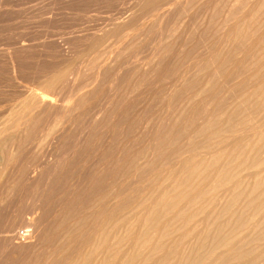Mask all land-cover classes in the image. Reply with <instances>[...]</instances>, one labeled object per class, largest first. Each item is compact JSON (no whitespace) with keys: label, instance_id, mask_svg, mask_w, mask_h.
Instances as JSON below:
<instances>
[{"label":"bare ground","instance_id":"bare-ground-1","mask_svg":"<svg viewBox=\"0 0 264 264\" xmlns=\"http://www.w3.org/2000/svg\"><path fill=\"white\" fill-rule=\"evenodd\" d=\"M192 1H194V0H141V2L138 3L137 8H135L136 9L135 12H132V15L128 16V18H129V20H131V19H133L134 16L137 17L136 15H140V16L146 15L147 16V14H151V16H152L153 13L157 15L159 10L165 11V9L172 12V9L181 8V7L184 8V6L186 7ZM207 1L208 0H206V2ZM242 1L245 2L246 0H242ZM210 2H211V4H214L215 2H217V0H211L208 3H210ZM221 2H223V1H221ZM5 3L9 4V6L11 5L13 7L18 3V0H6ZM246 4H247L246 9L243 8L244 9L243 10L241 8L244 11L243 12L241 10L243 12L241 14V17L240 18L237 17L238 20H236L232 24L228 25L227 27L223 28V30L220 31V34L218 32L219 37H217L216 39H214L215 38L214 37L213 38L214 41L212 39V41H213L212 44H211L212 41L209 42L211 46L208 45L209 44L208 41H207V44L205 42V44L208 45V47H209L208 50L209 49L210 50L209 51L207 50L206 54H203V55L201 54L203 57L199 56L202 58L198 57V61H199V59H201V60L203 59V60L200 61L199 63H197L196 66H194L195 64L190 66V67H193L192 71H190L192 68L186 67L187 70L185 69V72L177 73L178 75L180 74V76L173 74L177 79L175 78L176 80H175V82L173 81L174 83H172L171 86L167 85L168 90H169V92H168L169 94L166 92L167 93V96H166L164 94V91H163V94L166 96L165 98H163V99H165L164 100L165 102L163 101V103L166 104V101L168 100L167 104L165 105V106L168 105L167 111L169 113L173 109V111L171 113H174L175 107L172 108L173 107L172 105H175L176 104L175 102H177L179 100H177V101L173 100L172 97H175L176 94L174 93L175 96H173L174 94H172V93L175 92V90H179L177 88L180 87V85L183 86L184 84L189 83V82H187V79L190 78V76H191V75L188 76V74L190 72H193L196 69L207 70L206 75L204 74L205 77L203 78L202 75H201L202 77H200V79H202V78L204 79L203 83H201V86L196 85V86H200V87L195 86L194 87L195 92L193 91V93H192V91H191V93H190V95L192 94L191 96H193V97L195 96L194 93H196L197 96H195L196 98L194 97V100L197 99V97H198L199 101L197 100L198 102L195 103L192 107L188 106V108L190 107L189 109L186 107V104H185L184 108L185 107L187 108V109L185 108L186 114L182 113L184 116L182 118H179L180 122H172V119H171L170 122L168 121L169 123H166L167 125L163 126V124H162V122L164 121V119H163L161 122L158 120L159 124L157 125V127H152V128H155V134L153 135L154 137L151 135L152 136L151 140L147 139L149 141V142H147L149 151L147 152V155L146 156L144 155V158H142V159L144 160L143 163H145L146 166H149L151 170L153 167H159L158 165H162L163 167L162 166H160V167H162L163 169L157 168V170L155 171L156 168L155 169L153 168L155 173L159 170V175H155V174H153L155 176L151 175L154 172L152 170V173H151L150 172L151 170H150L149 172H150V175L152 177L147 176V174H146V176L137 174L139 177H142V180H140L139 178H136V176L132 175L133 172L131 170H130V172H128L129 168L135 164L134 162L137 160L138 156L141 155V152L143 151L142 149L145 147L144 146L142 149H141V147H140V149L137 147V146H139L138 144H140L139 143L140 142L139 139L141 140V138H139L140 135L136 136V138L133 139V142H132V143H135V146L140 151L136 150L135 149L136 147L134 146L135 147L134 149L137 152H135V150L131 149V150H133V151L130 150L131 152H129V153L133 152V155L131 156L130 154H128V152L123 153L124 149L126 147L124 149L122 148L123 151L120 150L115 154L116 155V157L114 158L115 163L113 161L114 164L118 165V167L116 168V171H112L113 173L116 172L115 175L118 174V177L119 176L122 177L124 175V176H126V178L129 177V179H131L130 176H132V178L134 179V182L132 181L133 179L131 180L132 181L131 183H133L132 184L133 187L131 189L125 190L128 187V185L126 188L124 187L125 189L123 188V190H117V189L114 190V189H111L109 187V183L111 185L112 180L108 181L107 177L111 176V179H112L113 173L111 175H109L107 171L109 170V168H112V166H110V164H108V163L105 164L106 162H105L104 158L101 157L104 160V164L109 166L108 170L103 168L104 164L102 162H99V163H102V165L101 164H99V165H100V167L103 166L102 167L103 170L100 168L101 171L97 172V174L94 178H92V179L90 178L92 180V181L90 180L91 182L89 180L86 181L89 184L88 185L87 183H85L86 186L88 185L87 190L85 192H82V194L80 196L78 195L77 199L75 197L71 202L69 201V203L67 205H65L61 209V211L59 212V214H61L59 216L61 218V220L64 217L66 220L67 218L71 217L70 215H72L71 218H75L74 216L78 215L76 213H78L79 211L78 212L76 211V213H75V209L78 210V208H79V209H81V211H82V209H86V210L88 209L87 211L89 213L92 211L91 212V220L88 222L87 225H84L85 230L81 233V235L79 233L80 237L77 238L79 240H76L73 238L74 241L75 240L78 241L77 243H75L76 241L75 242L73 241L74 242L73 243L72 242L73 239H71V241H70V239L67 236L62 237L63 233L61 235H59L58 236L59 239L57 241L59 243V245L57 247L53 248V250L57 249V251L55 250L56 251L55 253L53 251H51L54 253V254L51 253V255L49 253V255H50V256L48 255L49 258L47 259V261L45 260V262H47L46 264H264V246L262 245V244H264V0H249V2ZM241 5H245V4L242 3ZM19 7H20V5H19ZM230 7H232V6H230ZM162 11H161V14H162ZM135 13H137V14H135ZM173 13L170 14V17H171V15H173ZM200 13H202V12H200ZM229 13L230 12L228 11V14ZM232 13L233 12H231V15H232ZM177 14H178V12H177ZM179 14L181 15L182 13H179ZM205 15H208V14L205 13ZM205 15H203V16H205ZM223 15H224V13H223ZM236 15H237V13H236ZM162 16H161V18H162ZM214 16L217 17V15H214ZM227 16H229V15H227ZM163 18H165V19L169 18V14L165 12ZM207 18H208V16H207ZM207 18L205 17L204 20ZM134 19H136V18H134ZM232 19H234V18L232 17ZM129 20L126 22V19H125L124 20L125 23L124 22L123 23L121 22L119 24L114 23L113 28L108 29V30L106 29L107 31L105 30V32L103 31L104 32L103 35L100 33L101 36L99 34L100 37L94 40V42L92 43V45L90 47L89 52L91 54L97 52V50L99 48H101L106 41H108L110 39L113 40V38L115 39V41H117V44L114 42L115 45L122 44L121 47H118L119 49H121V52L124 50L125 51L134 50L135 48L139 47V45L135 44L138 40V36L136 35L137 38L134 39L135 34L134 35L131 34L135 30V28L137 27L135 25V23L136 22L138 23L139 20L136 19L135 23H128ZM199 20H200V18H199ZM214 20H216V19H214ZM224 21H225V19H224ZM164 22H166V21H164ZM170 22L166 23L167 25H166L165 30H163V28L161 29V30H163L161 32L162 33L164 32L163 34L160 33V35L158 34L155 38H153L151 40L149 39L151 42V45H153L150 48H153V47L156 48L157 47L156 48L157 50L156 49H153V50H155V52H157V56L159 54L158 57L161 56V58H162V59L160 58L161 61L163 60L164 56H168L165 58V60H166V59L170 58L169 55H171V53L169 51L171 49H168V51H169L168 53H170V54L165 55L164 53H166V52H163V57H162V55H160V54H162L161 52L164 49V48L162 49V46L167 44V42L169 41L168 39L170 37H172L171 40L173 39V36L168 35V34H170V33L172 34L171 27L173 25V28H174L175 23L172 21V23L169 24ZM226 22H228V21H226ZM186 23H187V21H186ZM138 24H137L138 27L140 25H141V27L145 26V23L139 22ZM211 26H212V24H211ZM136 29H138V28H136ZM138 30H140V33L142 35H144L145 29L144 30L138 29ZM183 30H185V29H183ZM101 32H102V30H101ZM197 33H195V34H197ZM204 33L203 32L201 33L202 38H203ZM150 34L152 35V33H150ZM209 34H210V32H209ZM165 35L166 36L168 35V36L166 37ZM191 36H193V35H191ZM201 36L199 35L198 37H201ZM147 38H149V37L147 36ZM206 38H208V37H206ZM180 40L184 41L183 38L182 39L180 38L179 42H180ZM144 41L145 40H143V42ZM146 41H147V39H146ZM183 41L181 44H185V42H183ZM202 43L204 45L203 40H202ZM171 44H170V42L168 43V45H170V46H171ZM168 45L167 46L165 45V46L167 48H170V47H168ZM203 45H201V46H203ZM206 45H204L205 46L204 48H206ZM165 46H163V47H165ZM175 46H176V44L174 46L172 44V47H171L172 50H174L173 48ZM182 46H185V45H182ZM182 46H180L178 49L180 50V48H183ZM158 48H160V49H158ZM167 48H166V50H167ZM184 48H186V47H184ZM184 48H183V50H184ZM225 48L228 49V52L224 51ZM158 50H160V53H158ZM163 51H165V50H163ZM204 51H206V50H203L202 52H204ZM136 52H137V49H136ZM176 52H177V50H176ZM111 53L112 52L110 51V54ZM123 53L124 52H122V54ZM151 53L153 54V52H151ZM173 53H174V51L172 52V56H173ZM116 54H118V53H116ZM130 54H132L131 51H130ZM124 55H126V54H123L121 56L124 57ZM154 55L155 54H153V56ZM115 57H117V56H115ZM173 57H175V56H173ZM176 57L178 58V56H176ZM108 58H110V57H108ZM102 59H103V56H102ZM111 59H112L111 61H113V58H111ZM154 59H153V61H155ZM157 59H159V58H157ZM190 59H192V58H190ZM133 60H134V58H133ZM107 61L108 60H106L104 63L105 67H106ZM116 61H117V58H116ZM157 61H155V62H157ZM194 61H195V59H194ZM108 62L110 63V60ZM155 62H153V63H155ZM68 63L71 64L70 62H68ZM160 63H162V62H160ZM154 65H156V63ZM124 66H126V65L124 64ZM169 66H171V65H169ZM101 67H102V65H101ZM101 67L98 68L99 69V72L97 71L98 74H100V72L103 73V71H104V70L103 71L101 70ZM162 67H166V66L162 65ZM162 67H159L162 69L161 70L162 73L160 74V76H158V73H157L158 71L156 72V74L158 77H161L164 79V77L166 76V74L169 70L166 68L168 70V71H166V69L162 68ZM60 68H62V67H60ZM121 68H122V66H121ZM105 69H107V68H105ZM145 70H146V68H145ZM153 70H152V72H153ZM157 70H160V69H157ZM16 71H15V69H13V73H16ZM128 71H126V72H128ZM69 72L70 71L68 70V66L66 68V65H65V67H63V69L56 70L55 72H52V74H50V75L48 74V76L43 77V75H42L41 78L38 79V81H35V82H37L36 83V85H37L36 90L32 91L31 89L29 90V88L27 89V91H26L27 98L25 99L26 106L24 104L25 109L22 111L20 116L17 115V117L19 116L20 118H18L17 121H15L13 123H10L11 121L7 120L2 125V128H0V146L5 144L4 137H5V135L11 133L10 129H12V128H14L15 130L16 129H18V130L22 129L24 132V135H22V136L26 135L25 137H27L29 139L30 138H36L41 132H43V130L45 129L47 124H50L51 122L59 121V119H64L65 116L66 117L68 116V115H66L67 111L65 110L66 104L64 106H61L62 104L61 105L58 104L56 99H57V97H58L57 95L59 93L57 95H56V93H57L58 89L60 87H63V86L66 88L68 87L69 89L71 88L74 90L73 86L68 85L69 81L72 80V78L70 80H67V75L69 74ZM120 72L118 73V75L116 73L117 76L114 74V76H116V78H117L114 85H116L117 88L119 87V86H117L118 84H122V86H123L122 82H125V80H127V79H125L126 78L125 76H127V78H129L128 81L130 79H133L132 80L133 84H132V82H130L132 85H135L136 83H138V81L142 77V76H140V77L138 76V73H141L138 71H130L128 74H126L124 72L126 74V75L124 74V77L122 74H120ZM151 74H152V76L155 75L154 72ZM193 74H194V72H193ZM139 75H141V74H139ZM100 76H102V75H99V77ZM144 76H146V75H144ZM168 76H169V74H168ZM171 78H172V76H171ZM171 78H170V80L173 79V78L172 79ZM95 79H98V78H95ZM99 79H98V82H99ZM20 80H21V78H20ZM134 80L136 81L135 83H134ZM168 80H166V82ZM75 81H77V80H75ZM103 82H104V79H103V81H101V83H103ZM199 82H200V80H199ZM85 83L81 84V86L79 87L80 90L84 91V90H87L89 88H90L89 90H91L92 88L89 86V84H91V82L86 83V84ZM110 83L112 84L111 81H110ZM130 83H127V85ZM154 83H156V82H154ZM96 84L94 86V84L92 83V85H93L92 87L96 88ZM124 84L126 85V83H124ZM158 84H159V82H158ZM178 84H180V85H178ZM187 84H186V86H187ZM197 84H200V83H197ZM230 84H235L236 88H234ZM125 85H124V87H122L124 91L129 90V88L131 89L130 86H132V85H129L128 89H126L128 86L126 87ZM191 85H189L190 88H187V89H192V87L194 86L193 82ZM229 85H230V87H229ZM134 87H133V89H134ZM149 87H151V86H149ZM76 89L77 88H75V90ZM111 89H112V87H111ZM114 89H116V88H113V90ZM136 89H134V91ZM187 89H186V91H187ZM89 90H87V92H89L88 96L86 94L87 97H89L92 94V91L90 92ZM118 90H119V91H117L118 93L121 92L120 87L118 88ZM149 90L151 91V89H149ZM180 90H181V88H180ZM60 91H62V90H60ZM76 91H77V93L79 92L78 89ZM144 91H146V89ZM150 91H147V92H150ZM152 91L150 93L154 97L155 96L154 94L157 92H155V93L153 92L154 93L153 94ZM87 92H84V94ZM95 92H96V90H95ZM115 92H116V90H115ZM98 93H96V95ZM176 93H179V91H177ZM183 93H184V91H183ZM72 94H73L72 96H74V92ZM80 94H82V93L80 92ZM99 94H101V93H99ZM161 94H159V95H161ZM55 95L57 97H55ZM94 95H93V97H95ZM107 95H109V94H107ZM111 95H112V93H111ZM111 95H109V97ZM113 95H115V94H113ZM117 95H115V96L117 97ZM122 95L125 96L126 94H124V92H123ZM127 95H129V94H127ZM164 95H163V97H164ZM190 95H189V97H190ZM60 96H61V92H60ZM80 96L83 97L84 95L83 96L80 95ZM86 96H85V98L83 97L84 99H82L81 97H78V96H77V98H79V100L82 99V103H86L88 101V98ZM102 96H104V95H102ZM186 96H188V94ZM186 96H185V98H186ZM69 97H70V95H69ZM109 97H107V98H109ZM113 97H111L110 99H113ZM153 97L151 96V98H153ZM90 98H91V96H90ZM176 98H177V96H176ZM178 98H180V97H178ZM102 99H103V97H102ZM187 99H188V97H187ZM190 99H192V98L190 97L189 100H187V101H189L188 103L195 102L193 99L192 100H190ZM91 100H90V103H91ZM180 100H181V98H180ZM97 101L98 100H96V102ZM110 101L113 102L112 100H108L105 104H107L108 102L110 104L111 103ZM147 101L148 100H146V102ZM172 101H174L175 104L171 105V103H173ZM59 102H61V101H59ZM74 102H76V101H74ZM77 102H79L78 99H77ZM77 102H76V104H77ZM88 102H87V104H88ZM129 102H128V104H129ZM70 103H67V104L69 105ZM118 103L121 105V102H118ZM124 103H126V102H124ZM124 103L122 104L123 106L125 105ZM180 103L181 104L178 103V105H182L183 102L181 101ZM71 104H73V102ZM119 104H117V106ZM74 105H75V103H74ZM77 105H79V103ZM77 105H75V106H77ZM190 105H192V104L190 103ZM71 106L73 107V105H71ZM88 106H89V104H88ZM92 106H94V105L92 104ZM112 106L114 107V105H112ZM69 107H67V108L69 109ZM113 107L110 108V106H108L107 108L108 109L110 108V110H113L114 109ZM130 107L124 106L123 109L120 107L121 109L118 110L120 114L119 115L117 114V116H116V112H114L115 117H113L111 123L108 121L110 123V124H108L109 125L108 128L106 126H102V127H106L107 131L109 130L108 133H111L112 129H113L112 132H114V130L116 128H118V126H120L119 125L120 123L124 124L122 122V118L128 115ZM79 108H82V107H79ZM178 108H181V107H178ZM76 109H78V108H76ZM82 109H84V108H82ZM185 109H183V110H185ZM72 110H73V108H72ZM74 110H75V108H74ZM106 110H105V113L107 114L108 112H106ZM131 110H133V109H131ZM180 110L182 112V109H180ZM107 111H109V110H107ZM115 111H117V110H115ZM138 111H139V109H138ZM141 111H143V110H141ZM179 111H178V113H179ZM18 112H20V111H18ZM76 112H77V110H76ZM87 112H89V111H87ZM164 112H165V110H164ZM69 113H71V111ZM72 113H73V111H72ZM147 113H148V111H147ZM176 113L172 114V116L173 115L175 116L178 114V113L177 114ZM15 114L16 113H14V115ZM100 114H104V113H100ZM112 114H110V115H112ZM182 114H179L180 117ZM98 115H99V113H98ZM97 116L95 114V117L92 118V116H91V118L95 119ZM104 117H105V115L102 118H104ZM128 117L126 119H128ZM162 117H161V119H162ZM167 117H170V116H167ZM99 118H100V116H99ZM108 118H112V117H110L108 115ZM145 118H147V117H145ZM172 118H174V117H172ZM101 120L103 121V119H101ZM129 120H132V119L130 118ZM129 120H127V121H129ZM176 120H178V119H176ZM127 121L125 120L124 122L126 123ZM134 121L135 120L133 119L132 124H135ZM143 121L144 120L139 121L140 126L143 124ZM94 122L92 120V123H94ZM104 122H105V120H104ZM130 122H129V124H130ZM92 123H90L91 127L89 125L86 126V127H90V130H85L86 128L85 129L83 128L85 130V132H87V134H91V133L93 134L92 131H93V128H95V127H93L94 125ZM98 123H99V121L95 125L97 126ZM100 124H101V122H100ZM124 125H123V127H124ZM98 127L100 128V125ZM99 128L96 127L94 130H96V129L98 130ZM106 128L103 130H106ZM128 128H131V127H128ZM169 128H170V130H169ZM14 129H13V131H14ZM137 129H139V128H137ZM18 130H16V131H18ZM99 130H101V128ZM130 130H132V129H130ZM161 130H163V132ZM88 131H90L91 133L90 132L88 133ZM151 131L149 132L150 134H151ZM159 131L162 133L158 134ZM85 132L82 131V133H81L82 137L80 134L79 138L81 137L83 139L84 136L87 135V134L85 135ZM115 132H114V135L116 134ZM153 132H154V130L152 131V134H153ZM94 133H95V131H94ZM104 133H106V131H104ZM100 134H101V132H100ZM100 134H99V136H100ZM102 134H103V132H102ZM136 134L137 133L135 132V135ZM138 134H139V131H138ZM107 135L109 136V134H107ZM112 135L113 134H111V136ZM89 136H91V135H89ZM96 136H98V135H96ZM96 136L94 138H96ZM108 136H107V138L110 139L109 138L110 136L109 137ZM11 137H10V139H12ZM5 139H7V138L5 137ZM84 139H86V138H84ZM90 139L92 140V138H90ZM104 139L105 138L102 135V139H101L102 141H100V140L99 141L103 142L106 140V139L105 140ZM7 140H9V139H7ZM143 140H144V144H145L146 139H143ZM80 141H79V144H82ZM108 141H110V140H107V143H106V141H105V143L103 142V144H108ZM112 141H114V136H113ZM115 141H116V139H115ZM82 142H84V141H82ZM118 143H119V145H121L120 142H118ZM86 144L87 143L84 142V146H86ZM91 144H94V143L92 142ZM96 144H97V139H96L95 145ZM110 144H111V141H110ZM75 145L77 147L78 146L81 147V145H77V144H75ZM98 145H97V147H98ZM100 145L103 146L102 144H100ZM100 145H99V147H100ZM123 146H124V144H123ZM77 147L75 149H77ZM94 147H93V149L91 148L92 151L95 150ZM106 147H107V150H108V148H110V146L108 147V145L103 147V148H106ZM88 148H89V146H88ZM132 148H133V146H132ZM148 148L146 150H148ZM78 150L79 149H77V151ZM89 150H90V148H89ZM96 150H97V148H96ZM126 150H127V148L125 149V152H126ZM99 151H100V153L104 152V151L101 152V150H99ZM114 151H115V149H114ZM75 152H76V150H75ZM82 152H84V151H82ZM93 153H94V151H93ZM95 153H94V155H95ZM98 153H97V155H98ZM109 153H111V152H109ZM89 154H90V151H89ZM107 154L108 153L106 152L105 155H107ZM143 154H146V153H143ZM101 158L98 159V161L99 160L101 161ZM96 159H95V161H96ZM112 159H110V161ZM65 161L66 160H64V162ZM58 162H60V161H58ZM76 163H77V161H76ZM109 163L112 164V162H109ZM63 165L65 166V164H63ZM98 168H99V166H98ZM160 169H162V170L160 171ZM94 170H96V169H94ZM156 174H158V173H156ZM89 175H90V177L92 176L91 174H89ZM148 175H149V173H148ZM85 176H86V174H85ZM115 177H117V176H115ZM144 177L145 178L149 177V178L143 180ZM83 178L81 180H82L83 185L85 186V184H84L85 181L83 182ZM36 181H37V179H36ZM37 183L39 184L40 182H37ZM82 183H80V185H79L80 187H78V186L77 187L81 188L83 186ZM123 184H125V183H123ZM123 184H122V186H123ZM77 185H78V183H77ZM113 185L115 186L116 183ZM65 186H66V184H65ZM86 186H85V188H86ZM120 186H121V184H120ZM82 188H84V187H82ZM40 189H42V188H40ZM75 189H76V187H75ZM80 192H81V190H80ZM67 193H65V194H67ZM70 194H73V193H70ZM84 199L85 200L87 199V200L85 202H83ZM62 201H64V200H62ZM83 212H85V211H83ZM36 213H37V211L35 212V215H36ZM55 213H56V211H55ZM39 215L42 219L39 222L42 223L45 220L43 216L46 217L47 213H46V215H43V213L39 214ZM84 215H85V213H84ZM30 216L33 217L32 214H30ZM50 216H52V214ZM37 217L38 218H36V217L35 218L40 220L38 215H37ZM55 217H56V215H55ZM82 217H81V219H83ZM47 220H45V221H47ZM68 221H70V219ZM36 222L34 219L25 220L23 218V216L20 218L17 217V219H15L14 221L8 222V224L6 225L7 228H6V232H5V233H7V240H8V243H7L8 246L7 247L12 248V250H14V249L19 250L21 248L20 251L22 249H25V250L27 249L28 252L29 251L31 252L32 250H30V249L33 246L31 244L32 241L30 239L29 234H25V232L24 233H19V232H20V229H23L24 227L30 228V226H34V228H36L35 227ZM48 222H51V221L48 220ZM62 222H64V220ZM42 224H47V223L43 222ZM61 224L62 223H60V229L58 231H56L57 233L61 232V230L64 226L63 225L64 223L62 225ZM49 225H51V224H49ZM77 227H80V226H77ZM37 228H38V226H37ZM45 228L46 227H44V230H45ZM47 228H49V227H47ZM72 228H73V226H72ZM55 229H56V227H55ZM40 230L42 231L43 229H40ZM49 230H50V228H49ZM46 236H48V235L46 234ZM51 236H52V234H51ZM48 239H49V237H48ZM29 240H30V242H29ZM41 240L45 241V238H43ZM49 241H51V239ZM47 253H48V251H47ZM68 254H70V255H68ZM29 255H31V254H29ZM42 259H40V260H42Z\"/></svg>","mask_w":264,"mask_h":264},{"label":"rangeland","instance_id":"rangeland-1","mask_svg":"<svg viewBox=\"0 0 264 264\" xmlns=\"http://www.w3.org/2000/svg\"><path fill=\"white\" fill-rule=\"evenodd\" d=\"M209 1H211V0H208L207 2H206V0H194L186 6L187 8L185 6H184V8L183 7L175 8V9H172V12L167 10V9H165V11L159 10L157 15L154 13L152 14V16H151V14H147L148 17L146 15H143V16L136 15L137 17L134 16L133 19H131L132 20L131 21V20H129L128 16L132 15V12H135V10H136L135 8H137V5H138V3L141 2V0H61V1L60 0H18L19 4L17 3L18 5L16 4L13 7L11 5L9 6V4H6L5 3L6 0H0V128H2V125L4 124L5 121L10 120L11 121L10 123H13V122L17 121L18 118H20L19 116L22 113V111L25 109V106H26L25 99L27 98V95H26L27 89L29 88V90L31 89L32 91L36 90V88H37L36 83L37 82H35V81H38V79L41 78L42 75H43V77L48 76V74L50 75V74H52V72H55L56 70L63 69V67H65V65H66V68L68 66V70L70 71L69 74L67 75V80H70L72 78V80L69 81L68 85H71L74 87V90L71 88L69 89L68 87L66 88L64 86L60 87L58 89L59 92L57 91V93H56V95L59 93L57 95L58 97L55 95V97H57L56 100H57L59 105L62 104L61 106H64L66 104L65 110L67 111V114H66V115H68L67 117L65 116L64 119H59V121L51 122L50 124H47V126L45 127L43 132H41L36 138H30L29 139V138L25 137L26 135L22 136V135H24V132L22 129H19V130L16 129V130H18V131H16L14 128H12V129H10L11 133L7 134L8 136L5 135V137L9 140L5 139V137H4L5 144H3L4 146L3 145L0 146L1 147L0 148V220H1L0 221V264H18V263L19 264H30V263L31 264H34V263L35 264H40V263L46 264L47 262H45V260L47 261V259L51 255V253L54 254L57 251V249L53 250V248H55L59 245V243L57 242L59 239V237H58L59 235H61L63 233L62 237L67 236L70 239V241L73 238L76 240H79V239H77L78 237H80L79 233L81 235V233L85 230L84 225H87L88 222L91 220V212L92 211L89 213L87 211L88 209L87 210L82 209V211L79 208H78V210L75 209V213H76V211L77 212L79 211L78 213H76L79 216L77 215L78 217L74 216L75 218H71L72 215H70L71 217L67 218L66 220H65V217L61 220V218L59 217L61 214H59V212L61 211V209L65 205H67L69 203V201L71 202L75 197L77 199L78 195L80 196L82 194V192H85L87 190V186L89 184L86 181H88V180L90 181L92 178H94L96 176L97 172L101 171V169L103 170V168H104V169L108 170L109 166L105 165V164L108 163L113 168V169L109 168V170L107 171L109 175H111L113 173L112 171H116V168L118 167V165L114 164L115 163L114 158L116 157L115 154L120 150L123 151V149L125 147L127 148V150L125 152V149H126L125 148L123 153L128 152V154H130L131 156L133 155V152L132 153H129V152H131L135 149L138 150L137 147L139 149H140V147H141V149L144 146L146 147V148L144 147L142 149L143 151L141 152V155L138 156L137 160L134 162L135 164L132 167H130L131 169L129 168L128 172H130V170H131L133 172L132 175L136 176V178H139L140 180H142V177H139L137 174L145 175V176L147 174V176H150V177H152L151 175H153V174L159 175V170L156 172L158 174H156L155 171L157 170V168H162L163 167L162 165H158L159 167H153L154 169L155 168L156 169L154 171V169L152 168V170L154 172V173H152V170L150 169V167L146 166L145 163H143L144 160L142 159V158H144V155L146 156L147 152L149 151V148L147 145L148 144L147 142H149L148 140H151L152 136L155 134V128H152V127H157V125L159 124V121L161 122L163 119H164V121L162 122L163 126L167 125L166 123H169L171 121V119H172V122H180L179 118H182L184 116L182 113L186 114L185 112H186V109L188 108V106L192 107L195 103H197L199 101L198 97H197V99L194 100V97L197 96L196 93H194V95H195L194 97L191 96L192 94L190 95V93H191V91H192V93H193V91L195 92L194 87L196 85L201 86V83H203V80H204L203 78L205 77L207 70L201 69L202 70L201 71L200 69H196L193 71L194 74H193V72H190L188 74V76H190V75L191 76H190V78L187 79V82H189L188 84L186 83L187 86H186V84H184L183 86L178 84V85H180V87L177 88L179 90H175V92L172 93V94L175 93L177 96V98H176V96L174 94L173 96H175V97H172L173 100H175V101L179 100V101H177L179 104H181L180 103L181 101L183 102L182 105H178L177 102H175L176 103L175 104L174 101H172L173 103H171V105L175 104V105H172L173 106L172 108L175 107L174 113H176V112L178 113V111L180 109H182V112L180 110L178 114L176 113L179 117L177 115L172 116V114H174V113H171L173 111V109H172V111L169 112L170 114L168 113V111H167L168 105L165 106L167 104L168 100L166 101V104L163 103V101L165 100L163 98H165L167 96V93L169 92L167 85L171 86V84L175 82V80L177 78L174 75H178L177 73H179V72L180 73L185 72V69L187 70L186 67H190L194 64H195L194 66H196L197 63H199L200 61L203 60V59L202 60L199 59V61H198V57L207 53V50L209 48L208 45L211 46L209 42H211L214 37H215L214 39L219 37L218 32L220 34V31L223 30V28L227 27L228 25H230L233 22H235L236 20H238L237 17H239V18L241 17V14L244 12L243 10L247 8L246 3L249 2V0L248 1L246 0L245 2L242 0H238L239 2L237 0H234V1L233 0H217L218 3L215 2L214 4H211V2L208 3ZM221 1H223V2L225 1V2L223 3ZM242 3L245 5H241ZM19 5H20V7H19ZM230 6H232V7H230ZM241 8L242 9L244 8V9L242 10ZM161 11H162V14H161ZM228 11L230 12L229 14H228ZM165 12L169 14V18H166V19L163 18ZM177 12H178V14H177ZM200 12H202V13H200ZM204 12L208 15H205ZM231 12H233L232 13L233 16L231 15ZM172 13H173V15H171V17H170V14H172ZM179 13H182V14L180 15ZM223 13H224V15H223ZM236 13H237V15H236ZM135 14H137V13H135ZM203 15H205V16H203ZM214 15H217V17ZM227 15H229V16H227ZM161 16H162V18H161ZM207 16H208V18H207ZM205 17L207 19L204 20ZM232 17L234 19H232ZM134 18L139 20L138 23L139 22L145 23V26L141 27V25H140L138 27L139 24L137 22L135 23L136 19H134ZM199 18H200V20H199ZM125 19H126V22L129 20L128 23H135V25L137 26L136 28L143 29V30L145 29V33H144L145 36L142 35L140 33V30H138L136 28L133 31L134 33L133 32L131 33L133 35L135 34L134 39H136L138 36V40L135 44L139 45V47L135 48L134 50L122 51V52H124L123 54H126L123 57V56H121V55H123L121 52V49L118 48V47H121L122 44L115 45V43L117 44V41H115V39L113 38V40L110 39V40L106 41L104 43V45L97 50V52L92 53V54L89 52L90 47H91V45L95 39L99 38L101 36V34L103 35V33L105 32L106 29L108 30V29L113 28L114 23L115 24H119L121 22L125 23V21H124ZM214 19H216L217 21ZM224 19H225V21H224ZM162 21L163 22L166 21V22L163 23ZM172 21L175 23V25L177 24L176 26L174 25V28L172 25V27H171L172 34L170 33L171 31L169 32L170 34H168V35H172L173 39L171 40L172 37H170L168 39L169 41L165 45L167 46L168 43L170 42V44L172 43L173 46L176 44L177 47L175 46L173 48L174 50H172V48H171L172 44H171V46L168 45V47H170V48H167L165 45H163L167 48V50H166V48L162 46V49L164 48L163 50H165V51H163L161 49L162 54H160V55H162V57H163V52H166V53H164L165 55H168L171 53V55H169L170 58L166 59L167 61L165 60V58L168 56L163 57V60L165 61L164 62L163 60L161 61V59H162L161 56L158 57L159 54L157 56V52H155V50H153V49H156L157 47L156 48L155 47L150 48L153 46V45H151L150 40L155 38L158 34L160 35V33L163 34L164 32L162 33L161 31L166 29V25H167L166 23L170 22L169 24H171ZM186 21H187V23H186ZM226 21H228V22H226ZM211 24H212V26H211ZM162 28H163V30H161ZM182 28L185 30H183ZM101 30H102V32H101ZM194 32L195 33L198 32V33L195 34ZM202 32L203 33L205 32L203 35V38L201 36ZM209 32H210V34H209ZM150 33H152V35ZM99 34H100V36H99ZM198 34L201 37H198L199 36ZM146 35L149 38H147ZM191 35H193V36H191ZM205 36L208 38H206ZM180 38L181 39L183 38L184 41L180 40V42H179ZM146 39H147V41H146ZM214 39H213V41H214ZM143 40H145V41L143 42ZM202 40L204 42V45H206L207 41H208L209 44L206 45V48H204L205 46L203 45ZM182 41L185 42V44H181ZM213 41L211 42V44L213 43ZM112 42L113 43L115 42V43L113 44ZM205 42H206V44H205ZM179 45L180 46L185 45L182 47L183 48L186 47L187 49L184 48V50H183V48H180V50H181L180 51L178 49L180 47ZM201 45H203V46H201ZM136 49H137V52H136ZM158 49H160V48H158ZM168 49H171L172 51L169 50L170 53H168L169 52ZM175 49L177 50V52ZM203 50H206V51L202 52ZM110 51L112 52L111 54H110ZM130 51L132 54H130ZM173 51H174L173 56H175V57L172 56ZM224 51L228 52V49L225 48ZM151 52H153V54H155L156 56L155 55L153 56V54ZM116 53H118V54H116ZM158 53H160V50H158ZM102 56H103V59H102ZM115 56H117V57H115ZM176 56H178V58ZM108 57H110V58H108ZM202 57H199V58H202ZM111 58H113V61H111L112 60ZM116 58H117V61H116ZM133 58H134V60H133ZM157 58H159V59H157ZM190 58H192V59H190ZM153 59L155 61H157V60L158 61L155 62V61H153ZM194 59H195V61H194ZM106 60H108V61L110 60V63L107 61L106 67H105L104 63ZM68 62H70L71 64H69ZM153 62H155L156 65H154L155 63H153ZM160 62H162V63H160ZM124 64L126 66H124ZM161 64L163 66H166V67H162ZM101 65H102V67H101ZM169 65H171V66H169ZM121 66H122V68H121ZM60 67H62V68H60ZM99 67H101L102 71L104 70L103 73H101V72H100V74L97 73V71L99 72V69H98ZM159 67H162L165 69L167 68L169 70L168 71L166 69V71H168L166 76H165L167 79L165 77H164V79L161 77H158L162 73L161 72L162 69ZM105 68H107V69H105ZM145 68H146V70H145ZM156 68L160 69V70H157ZM190 68H192L190 70V71H192L193 67H190ZM13 69H15V71L17 70L16 73H13ZM152 70L155 73L154 76H152V74H151V73H153ZM126 71H128V72H126ZM130 71L141 72V73H138V76L139 77L142 76V77L138 81V83H136L135 85H132L133 79H130L128 81L129 78H127V76H125L126 77L125 79H127V80H125V82H122L123 86H122V84L117 85L120 87V91L122 93L124 92V94H126L125 96H123L121 92H119V93L117 92V91H119L118 90L119 87L117 88L116 85H114L116 82V79H117L116 76L120 72V74H122L124 77V74L125 73L128 74ZM156 72L158 73V76H157ZM116 73H117V75H116ZM114 74L116 76H114ZM139 74H141V75H139ZM168 74H169V76H168ZM99 75H102V76L99 77ZM144 75H146V76H144ZM201 75L203 76L202 79H200V77H202ZM171 76L173 79L171 78ZM178 76H180V74ZM20 78H21V80H20ZM95 78H98V79L100 78L99 82H98V79H95ZM170 78L172 80H170ZM103 79H104L105 83L104 82L101 83V81H103ZM75 80H77V81H75ZM166 80H168V81L166 82ZM194 80L196 82L198 81L197 83H200V84H197ZM199 80H200V82H199ZM110 81L112 82V84L110 83ZM85 82L86 83L91 82V84H89V86L92 89L89 90L90 89L89 87H88L89 89H87L90 92L92 91V94L91 95L89 94L91 96V98H90V96L87 97L88 93H89V92H87V90L83 91V90H80V88H79L81 86V84L82 83L84 84ZM130 82H132V84ZM135 82L136 81L134 80V83ZM154 82H156L157 84ZM158 82H159V84H158ZM192 82L194 85L192 87L193 90L187 89V88H190L189 85H191ZM92 83L94 84V86L96 84L97 89L95 87H92L93 86ZM107 83L108 84L110 83L112 86L110 84L108 85ZM124 83H126V85ZM127 83H130V84L127 85ZM124 85L126 87L128 86L126 89L129 88V85H132V86H130L131 89L129 88V90L124 91L122 88V87H124ZM230 85H232L234 88H236L235 84H230ZM230 85H229V87H230ZM134 86L135 87L137 86L136 87L137 89ZM149 86H151V87H149ZM200 86H196V87H200ZM111 87H112V89H111ZM133 87H134V89H136L135 91H134ZM75 88H77L79 90V92H78L79 94H80V92L82 93L80 95H82V96L84 95L83 96L84 98L87 94L86 97L88 98L89 102L88 101L87 102H88L89 106H88L87 102L82 103V99H84V98L81 97L77 93V91H76L77 89L75 90ZM113 88H116V89L113 90ZM180 88H181V90H180ZM143 89L144 90L146 89V91H144ZM149 89H151V91L154 89L152 91V93L157 92L155 94L153 93L155 95L154 97L150 93L151 91ZM186 89H187V91H186ZM60 90H62V91H60ZM95 90H96V92H95ZM115 90L117 93L115 92ZM147 91H150V92H147ZM163 91H164V94L166 96L163 94ZM177 91H179V93H176ZM183 91L185 94L187 93L188 96H186L187 94L185 95L183 93ZM60 92H61V96H60ZM73 92H74V96H72ZM84 92H87V93L84 94ZM98 92L101 94H99ZM96 93H98V94L96 95ZM111 93H112V95H111ZM158 93L159 94L162 93V94L159 95ZM107 94H109L111 96L109 97V95H107ZM113 94H115V95L118 94V95L116 97ZM127 94H129V95H127ZM69 95H70V97H69ZM76 95L78 97H81L82 99L79 100V98H77ZM93 95L95 97H93ZM102 95H104V96H102ZM163 95H164V97H163ZM189 95L195 101V102H190L192 105H190V103H188L189 101H187L190 98ZM151 96L153 98H151ZM185 96H186V98H185ZM102 97H103V99H102ZM107 97H109V98H107ZM111 97H113V99H110ZM178 97H180L181 100ZM187 97H188V99H187ZM77 99L79 102H77ZM95 99L98 101L96 102ZM105 99L107 101L112 100L113 102L110 101L111 102L110 104H109V102L107 104H105L107 102ZM192 99H190V100H192ZM90 100H91V103H90ZM146 100H148V101L146 102ZM59 101H61L62 103ZM69 101L71 103L73 102V104H71ZM74 101H76L77 104L79 103V105H77L76 102H74ZM118 102H121V105ZM124 102H126V103H124ZM128 102H129V104H128ZM67 103H70V104L68 105ZM74 103L77 106H75ZM123 103L125 104L124 106H126V107H130L132 105L130 107L128 115L122 118V122L126 126L124 124L120 123L119 124L120 126H118V128H116L114 130V132L116 131L115 135H114V132H112L113 129H112V131L110 130L111 133H108V131H109V130L107 131V128L109 126L108 124H110L113 117H115L114 112H116V116H117V114L118 115L120 114L118 110L121 108L122 109L124 108V106L122 105ZM24 104H25V106H24ZM92 104L94 106H92ZM111 104L114 105V107ZM117 104H119V105L117 106ZM185 104L187 107V108L185 107L186 109L184 108ZM71 105H73V107ZM176 105L178 107H181V108H178ZM108 106H110V108L113 107L117 111H115L114 109H113L114 111L110 110V108L108 109L107 108ZM67 107H69V109ZM79 107H82L84 109L79 108ZM72 108H73V110H72ZM74 108H75V110H74ZM76 108H78V109H76ZM106 109L109 111H107ZM131 109H133V110H131ZM138 109H139V111H138ZM183 109H185V110H183ZM69 110L71 111V113L73 111V113L72 114L69 113L70 112ZM76 110H77V112H76ZM86 110L89 112H87ZM105 110H106V112L109 113V114L108 113L107 114L112 118H108V115L105 113ZM141 110H143V111H141ZM164 110L166 113L164 112ZM18 111H20V112H18ZM147 111H148V113H147ZM97 112L99 113V115ZM14 113H16V114L14 115ZM100 113H104V114H100ZM95 114H96V116L97 115L98 116L95 119H92L95 117ZM110 114H112V115H110ZM179 114H182L181 117ZM17 115H19V116L17 117ZM90 115L92 116V118ZM104 115H105V117H104L105 119L102 118ZM99 116H100V118H99ZM167 116H170V117H167ZM127 117H128V119H126ZM145 117H147V118H145ZM161 117H162V119H161ZM172 117H174V118H172ZM130 118L132 120H129ZM101 119H103V121ZM133 119L135 120L134 121L135 124H132ZM176 119H178L179 121ZM92 120H93V122L94 121L96 122L97 120L99 121L97 126L95 124L98 121L96 123L95 122L92 123ZM104 120H105V122H104ZM125 120L126 121L129 120V121H127L125 123L124 122ZM140 120H144L143 124L141 126L139 125ZM100 122H101V124H100ZM129 122H130V124H129ZM90 123H92L94 125L93 127H95V128L96 127L99 128L98 126L100 125L101 130H99L100 128L98 130L101 132V134L103 132L102 135L106 139V140L104 139L106 141V143H107V140H110L111 144H110V141H108V144H103V142L105 143V141L100 142V141H102L101 140L102 135L100 134V132L97 129H96L97 131L94 130L95 128H93V131H92L93 134L90 131H88V133L90 132L91 134H87V132H85V130H90V127H91ZM88 125L90 127H86ZM123 125H124V127H123ZM102 126H106L107 128L102 127ZM127 126L131 127V128H128ZM83 128L84 129L86 128V129L84 130ZM105 128H106V130H103ZM137 128H139L140 130ZM13 129L15 132L13 131ZM130 129H132V130H130ZM152 129L154 130L153 134H152V131H153ZM81 130L83 132H85V135L87 134L86 136H84V138H86V139L81 138L82 137V134H81L82 131ZM137 130L139 131V134H138ZM169 130H170V128H169ZM94 131H95V133H94ZM104 131H106V133H104ZM134 131L138 135L137 134L135 135ZM150 131H151V134L149 133ZM161 131L163 132V130H161ZM162 132L159 131L158 134H161ZM80 134H81V137L79 138ZM99 134H100V136H99ZM107 134H109L110 137ZM111 134H113V135L111 136ZM89 135H91V136H89ZM96 135H98V136H96ZM95 136H96V138H94ZM107 136L110 139H108ZM113 136H114V141L116 139L115 142L112 141ZM136 136H139V138H141V140L139 139L140 144H138L139 146H137V147L135 146V143H132L133 139H135ZM10 137L12 139H10ZM97 137L98 138L100 137V138L98 139ZM90 138H92L93 141ZM96 139H97V144L95 145ZM143 139H146L145 144H144ZM78 140L79 141L81 140L80 142L82 144H79ZM82 141L87 143L86 144L87 147L84 146V142H82ZM73 142L77 145H81V147L78 146L79 147L78 148ZM90 142L91 143L93 142L94 144H91ZM118 142H120L121 145H119ZM99 143L102 144L103 146H101ZM98 144L100 145V147ZM123 144H124V146H123ZM97 145H98V147H97ZM104 145L105 146L108 145V147L110 146V148H108L109 151L107 150V147L103 148V147H105ZM75 146L77 147V149H79L78 151H77V149H75L76 148ZM88 146H89L90 150H89ZM132 146H133V148H132ZM93 147L95 149V150H93L94 153L96 152L95 155H94L93 151L91 150V148L93 149ZM96 148H97V150H96ZM147 148H148V150H146ZM114 149H115V151H114ZM131 149H133V150H131ZM75 150H76V152H75ZM99 150H101V152L104 151L103 152L104 154L100 153ZM136 150H135V152H137ZM82 151H84V152H82ZM89 151H90V154H89ZM138 151H140V150H138ZM106 152L109 155L108 154L105 155ZM109 152H111V153H109ZM97 153H98V155H97ZM143 153H146V154H143ZM101 157L104 158V160L106 162L105 164H104V160ZM100 158H101V161L100 160L98 161V159H100ZM95 159H96V161H95ZM110 159H112V160L110 161ZM64 160H66V161L64 162ZM58 161H60V162H58ZM76 161H77V163H76ZM108 161L112 162V164L109 163ZM113 161H114V163H113ZM99 162H102L104 164L103 165L104 167L103 166L100 167L99 164L102 165V163H99ZM63 164H65L66 167ZM98 166H99V168H98ZM160 166H162V167H160ZM94 169H96V170H94ZM162 169H160V171ZM149 171L152 173L151 175H150ZM115 173L116 172H114L112 174L113 175L112 179H111V176H108V175H107L108 177L106 176L108 181L112 180L111 185L109 183V187L111 189L123 190V188L124 187L126 188L128 185V187L126 189L125 188L124 189L129 190L133 187L132 186L133 183H131V182L132 181L134 182V179L132 178V176H130L131 179H129V177L126 178V176H124V175L122 177L121 176L118 177V174L115 175ZM148 173H149V175H148ZM85 174H86V176H85ZM89 174H91L93 177L92 176L90 177ZM155 175H153V176H155ZM115 176H117V177H115ZM82 178H83V182L85 181L84 184L85 183L88 184L87 186L85 184L86 188L82 183V180H81ZM147 178H149V177H146V178L144 177L143 180L147 179ZM36 179H37V181H36ZM37 182H40V183L38 184ZM114 182L116 183L115 186L113 185V184H115ZM77 183H78V185H77ZM80 183H82L83 186L82 185L81 186L84 188H82V187H81L82 189L78 188V187H80L79 186ZM123 183H125V184H123ZM65 184H66V186H65ZM120 184H121V186H120ZM122 184H123V186H122ZM72 187L74 189L76 187L77 190L76 189L75 190L77 192ZM40 188H42L43 190ZM80 190H81V192H80ZM65 193H67V194H65ZM70 193H73V194H70ZM62 200H64V201H62ZM86 200L84 199L83 202H85ZM36 211H37V213L35 215ZM55 211H56V213H55ZM83 211H85V212H83ZM41 212L43 213V215H46V213H47L46 217L45 216H43V217L45 220H47L49 218L48 220L51 222H48V220L45 221L44 219H43L44 220L43 222L44 223L46 222L47 224H42L43 222L42 223L39 222L42 220L40 215H39V214H42ZM84 213H85V215H84ZM30 214H32L33 217H31ZM51 214L53 217L50 216ZM37 215L39 216L40 220L36 219V218H38ZM55 215H56V217H55ZM22 216L25 220L34 219L35 222L37 221L36 222L37 224L35 223L36 228H34V226H30V228L24 227L23 229H20V232H19V233L25 232V234H29L30 239L32 241L31 244L33 246L30 249V250H32L31 252L30 251L28 252L27 249L26 250L22 249L20 251L21 248L19 250L18 249L12 250V248L7 247L8 246V244H7L8 240H7V233H5L6 228H7L6 225L8 224V222L14 221L15 219H17V217L20 218ZM81 217L85 221L83 219H81ZM69 219L71 222L68 221ZM63 220H64V222H62ZM60 223H62V224L64 223L63 224L64 226H63L61 232L57 233L56 231H58L60 229ZM49 224H51V225H49ZM76 225L80 226V227H77ZM37 226H38V228H37ZM72 226H73V228H72ZM44 227H46L45 230H44ZM47 227H49L50 230ZM55 227H56V229H55ZM40 229H43V230L41 231ZM46 234L48 236H46ZM51 234H52V236H51ZM41 236L42 237L44 236L43 238H45V241L41 240V239H43ZM48 237H49V239H48ZM50 239H51V241H49ZM74 239L72 240V242L74 241ZM29 242H30V240H29ZM77 242L78 241H76L75 243H77ZM262 245L264 246V244H262ZM47 251H48V253H47ZM51 251H53L54 253ZM49 253H50V255H49ZM29 254H31V255H29ZM68 255H70V254H68ZM36 257L38 259L40 257H41L40 259H42V258L43 259L38 260Z\"/></svg>","mask_w":264,"mask_h":264}]
</instances>
